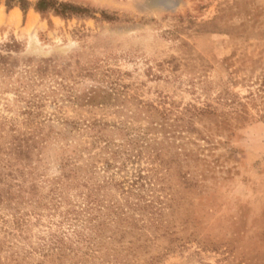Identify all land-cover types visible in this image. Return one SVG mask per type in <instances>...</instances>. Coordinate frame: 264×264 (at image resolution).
<instances>
[{
  "label": "rangeland",
  "instance_id": "1",
  "mask_svg": "<svg viewBox=\"0 0 264 264\" xmlns=\"http://www.w3.org/2000/svg\"><path fill=\"white\" fill-rule=\"evenodd\" d=\"M27 1L0 0V227L13 179L58 175L56 146L10 153L30 121H154L169 195L144 231L155 263L264 264V0H58L92 12L68 20ZM97 81L124 103H72Z\"/></svg>",
  "mask_w": 264,
  "mask_h": 264
},
{
  "label": "trees",
  "instance_id": "2",
  "mask_svg": "<svg viewBox=\"0 0 264 264\" xmlns=\"http://www.w3.org/2000/svg\"><path fill=\"white\" fill-rule=\"evenodd\" d=\"M6 5L24 10L30 3L6 0ZM32 7L41 17L62 20L92 14L58 0H35ZM102 83L75 95L72 103L103 111L124 103L114 87ZM149 107L140 110L148 115L146 120L159 114ZM47 120L44 125L30 121L10 143L15 161L37 147L56 146L58 175L45 179L29 167L20 184L13 179L9 212L0 227V250L9 254L0 264H156L158 258L146 251L144 231L157 225L169 196H162L167 190L161 175L166 160L151 137L158 123L148 122L144 128L104 119L53 115ZM34 226L44 229L31 241Z\"/></svg>",
  "mask_w": 264,
  "mask_h": 264
}]
</instances>
